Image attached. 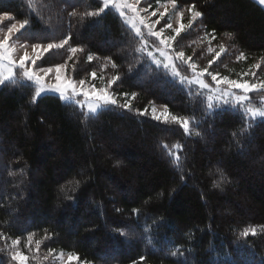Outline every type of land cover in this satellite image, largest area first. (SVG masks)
<instances>
[{"label": "trees", "instance_id": "16d2710c", "mask_svg": "<svg viewBox=\"0 0 264 264\" xmlns=\"http://www.w3.org/2000/svg\"><path fill=\"white\" fill-rule=\"evenodd\" d=\"M141 3L153 8L158 0ZM191 4L203 16L177 37L186 55L207 66L224 44L216 71L238 79L260 63L264 77V9L253 0H177L185 24ZM99 6L100 0H0V14L29 21L17 42L71 35V46L83 51L68 62V73L91 81L95 71L98 84L121 76L114 91L131 105L92 115L55 95L33 102L35 86L21 76L0 86V232H33L42 241L30 264H48L49 249L91 264H132L140 256L144 264H264V120L240 109L209 110L198 91L135 52L140 41L114 10L81 19ZM73 11L78 15L70 17ZM67 47L38 63H63ZM241 53L246 59L237 60ZM152 106L187 118L189 133L153 120ZM247 227L257 235L241 237ZM3 248L0 240V264H10Z\"/></svg>", "mask_w": 264, "mask_h": 264}, {"label": "snow or ice", "instance_id": "6c2138e0", "mask_svg": "<svg viewBox=\"0 0 264 264\" xmlns=\"http://www.w3.org/2000/svg\"><path fill=\"white\" fill-rule=\"evenodd\" d=\"M260 3L264 4V0H260ZM101 5L96 10L85 11L81 19L99 17L106 11L115 9L123 23L130 27L133 35L140 41V46L135 49V52L145 55L157 69L162 68L166 73H170L174 80L178 78L180 85H184L186 82L189 86L198 88L199 91L196 94L202 97L206 96L209 110L240 109L249 119L264 118V107H253L250 96L255 93L264 99V77H261L257 71L261 69L260 63L252 65L248 71L241 73L238 79H232L213 68L216 60L226 51L224 44L219 45V51L215 52L207 66L199 65L193 56L186 55L185 51L179 47L180 41L177 40V37L192 28L197 20L202 19L203 13L197 10L195 4H191L186 9L188 17L186 24L183 22L185 12L179 11L177 0L159 3V6L151 11L149 10L150 6H142L141 0H101ZM169 14L178 16L177 26L174 27L172 23L164 20ZM68 15L75 17L78 13L73 11ZM4 21H8V23L5 24ZM28 24V19H16L9 13L0 14V66H3L4 62L8 66L6 73H0V86H4L15 76H21L25 81L35 86L33 102L42 94H54L58 95L61 101H75L91 114L109 106L130 109L131 105L127 100L122 104L118 103L117 94L114 91V85L121 80V76L112 75L104 86L97 87L85 79L76 80L68 73V62L73 61V58L83 51L81 47L71 46V35L51 42L25 41L19 44L18 49L16 42L22 40ZM166 29L172 31L168 32ZM214 32L215 30L210 34L208 41L210 52L213 50L211 42L215 39ZM228 39H232V37L228 36ZM65 46H68V56L63 63L47 67L38 63L51 50L64 49ZM21 50L22 54H20ZM92 59L93 56L89 55L88 61L91 62ZM244 59L246 57L243 53L237 56V60ZM109 62L111 61L109 60ZM111 66L114 69L117 67L114 62H111ZM182 68L190 72L191 75L182 74ZM16 69L18 72L14 71ZM90 76L93 81L97 79L95 71H92ZM209 77L210 82L207 81ZM245 77H249V79H245ZM99 78L104 80V76ZM53 79L54 83L47 82ZM123 95L127 96V93ZM134 97L135 93H133ZM77 98L82 99L77 100ZM139 115H147V109L140 111ZM169 117L171 122L178 124L186 134L189 133L190 121L187 118L170 113L167 106L160 114H157L155 108L152 109V119L156 121L167 123ZM176 147L179 148V145ZM178 159L179 157H177ZM10 174L15 175V173ZM74 183L79 186L78 182ZM61 191H64V188H61ZM123 234L122 232L121 235ZM34 235L33 232H29L24 238L21 236L13 238L0 232V240L4 244L2 250L7 251L10 264H30L32 260H38L37 253L40 251L42 241L34 240ZM250 235L253 237L257 235L256 227H247L240 232V236L244 238ZM48 238L50 237L45 236V239ZM52 253L53 250L49 249L48 255L51 256ZM173 255L176 253L174 252ZM145 259V256H140L138 262L134 260L132 264H144ZM66 264H91V262L82 260L75 252H69Z\"/></svg>", "mask_w": 264, "mask_h": 264}, {"label": "rangeland", "instance_id": "374dc122", "mask_svg": "<svg viewBox=\"0 0 264 264\" xmlns=\"http://www.w3.org/2000/svg\"><path fill=\"white\" fill-rule=\"evenodd\" d=\"M101 1V0H100ZM144 1H146V0H141V2H144ZM256 4H258L261 8H263L264 9V4H261L260 3V0H253ZM164 3H167V2H164ZM142 6H145V7H147L148 5H145V4H142ZM159 6V3H157V4H155V7H153V8H149V10L151 11V10H154L156 7H158ZM112 10H114L118 15H119V13L115 10V9H112ZM120 17V16H119ZM121 19V21H122V18H120ZM153 19H155V18H153ZM178 16L177 15H175V14H169L168 16H166L165 18H164V20L165 21H167L168 23H172L173 24V26L175 27V26H177V21H178ZM5 22V21H4ZM123 22V21H122ZM162 23H164V21H162ZM124 25H126L125 23H123ZM128 28H130L128 25H126ZM132 31V30H131ZM166 31H168V32H171L172 30H168V29H166ZM149 39H151V38H149ZM16 44H17V48L19 49V44H20V42H16ZM30 50V49H29ZM20 54H22V50L20 51ZM150 63L153 65V66H155L151 61H150ZM156 67V66H155ZM7 68H8V66H7V64H6V62H4L3 63V66H0V73H6L7 72ZM162 69V68H161ZM14 71H18V69H16V70H14ZM168 75H169V77L171 78V79H173V77L171 76V74L170 73H167ZM187 76H190L191 75V73L189 72V73H187L186 74ZM13 78H15V77H13ZM12 78V79H13ZM11 80V79H10ZM175 81H177L178 82V78H176L175 79ZM207 81H208V79H207ZM48 83H54V79L53 80H49V81H47ZM89 82H91V83H94L97 87H102V86H104V83H102V81H100L99 80V84H98V82L96 83V79L93 81L92 79H91V81H89ZM208 82H210V77H209V81ZM179 83V82H178ZM180 84V83H179ZM181 86H183L184 88H187V89H194V90H196V91H199V89L198 88H196L195 86H189L186 82L184 83V85H181ZM42 95H45V94H42ZM41 95V96H42ZM50 95H54V94H50ZM55 96H57L58 97V95H55ZM250 96H251V103H252V106L253 107H264V99H262L260 96H258V95H256L255 93H253V94H250ZM205 97V100H206V102H207V99H206V96H204ZM80 99H82V98H77V100H80ZM118 100V99H117ZM128 101L129 102V99H128V97H123V98H121V99H119L118 101H120V102H125V101ZM63 102H67V103H74V104H76L82 111H84L85 113H87V114H91V113H88L87 112V110H86V108H81V106L78 104V103H76L75 101H72V100H67V101H63ZM153 108H155L156 109V112H157V114H160V113H162L163 111H164V107H162V106H152L150 109H149V112H148V115L152 118V109ZM99 110H101V109H99ZM98 110V111H99ZM97 111V112H98ZM96 112V113H97ZM95 113V114H96ZM92 115H94V114H92ZM154 120V119H153ZM254 120H264V118H261V117H257V118H255ZM161 122V121H160ZM168 122H171V120H170V117L168 118ZM62 254V255H61ZM67 254H65V253H54V254H52L50 257H49V260H48V264H66V262H67Z\"/></svg>", "mask_w": 264, "mask_h": 264}]
</instances>
